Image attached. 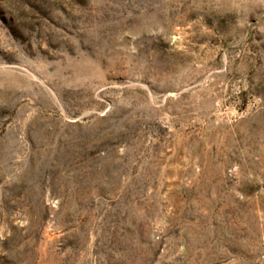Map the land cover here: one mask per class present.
<instances>
[{
  "label": "rangeland",
  "instance_id": "1",
  "mask_svg": "<svg viewBox=\"0 0 264 264\" xmlns=\"http://www.w3.org/2000/svg\"><path fill=\"white\" fill-rule=\"evenodd\" d=\"M0 264H264V0H0Z\"/></svg>",
  "mask_w": 264,
  "mask_h": 264
}]
</instances>
